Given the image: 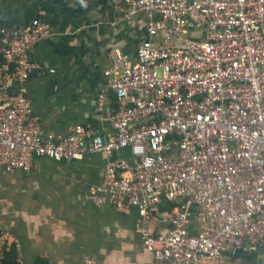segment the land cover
I'll use <instances>...</instances> for the list:
<instances>
[{"label": "built area", "instance_id": "1", "mask_svg": "<svg viewBox=\"0 0 264 264\" xmlns=\"http://www.w3.org/2000/svg\"><path fill=\"white\" fill-rule=\"evenodd\" d=\"M125 3L124 19L138 17L145 39L134 62L111 50L97 95L98 105L114 98L107 138L80 125L65 139L43 138L23 83L42 70L29 51L51 26L38 17L0 24V169L104 155L88 198L135 209L142 247L157 264H264V0ZM161 200L171 205L170 228L151 236L142 224ZM10 239L0 229V253Z\"/></svg>", "mask_w": 264, "mask_h": 264}, {"label": "crops", "instance_id": "2", "mask_svg": "<svg viewBox=\"0 0 264 264\" xmlns=\"http://www.w3.org/2000/svg\"><path fill=\"white\" fill-rule=\"evenodd\" d=\"M125 9V0H0V24L22 26L38 17L51 26L50 36L29 51L42 70L23 83L43 138L65 139L76 125L95 136H113L105 117L114 98L97 101L112 67L111 50L134 62L145 39L140 19L126 21ZM118 156L128 158L127 152ZM107 159L39 158L27 173L0 169V229L9 233L7 246L14 247L18 264H83L85 258L96 264H157L142 247L135 209L123 214L88 198L102 182ZM171 211L165 200L150 209L142 224L149 235L170 228Z\"/></svg>", "mask_w": 264, "mask_h": 264}, {"label": "trees", "instance_id": "3", "mask_svg": "<svg viewBox=\"0 0 264 264\" xmlns=\"http://www.w3.org/2000/svg\"><path fill=\"white\" fill-rule=\"evenodd\" d=\"M0 264H18L16 261V252L12 245L7 246L0 253Z\"/></svg>", "mask_w": 264, "mask_h": 264}]
</instances>
